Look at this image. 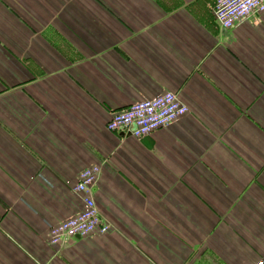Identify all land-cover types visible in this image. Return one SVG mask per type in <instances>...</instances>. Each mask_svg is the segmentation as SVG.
<instances>
[{
    "label": "crops",
    "instance_id": "0c3cea01",
    "mask_svg": "<svg viewBox=\"0 0 264 264\" xmlns=\"http://www.w3.org/2000/svg\"><path fill=\"white\" fill-rule=\"evenodd\" d=\"M216 0H0V264H257L264 256V12ZM166 91L141 139L112 115ZM116 230L55 246L80 172Z\"/></svg>",
    "mask_w": 264,
    "mask_h": 264
},
{
    "label": "built area",
    "instance_id": "2783aa9c",
    "mask_svg": "<svg viewBox=\"0 0 264 264\" xmlns=\"http://www.w3.org/2000/svg\"><path fill=\"white\" fill-rule=\"evenodd\" d=\"M214 17L223 28H233L254 13L264 12V0H216ZM189 113V107L179 93L166 91L156 96L132 103L115 112L107 123L111 132L141 139L146 135L167 127ZM102 174L100 164L85 167L79 174L72 191L80 198L82 210L52 226L49 242L61 246L76 236L89 237L116 230L114 223L100 210L94 196L95 187ZM1 222V218H0ZM257 264H264V256Z\"/></svg>",
    "mask_w": 264,
    "mask_h": 264
},
{
    "label": "water",
    "instance_id": "95a60500",
    "mask_svg": "<svg viewBox=\"0 0 264 264\" xmlns=\"http://www.w3.org/2000/svg\"><path fill=\"white\" fill-rule=\"evenodd\" d=\"M76 237H78V238H79V237H81V236H79V235H78V236H76Z\"/></svg>",
    "mask_w": 264,
    "mask_h": 264
}]
</instances>
